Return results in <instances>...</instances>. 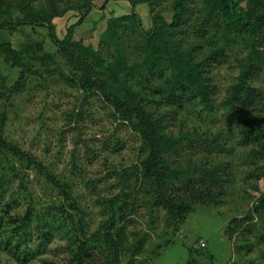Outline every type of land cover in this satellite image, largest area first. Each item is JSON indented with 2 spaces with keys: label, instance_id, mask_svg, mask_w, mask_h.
<instances>
[{
  "label": "rangeland",
  "instance_id": "1",
  "mask_svg": "<svg viewBox=\"0 0 264 264\" xmlns=\"http://www.w3.org/2000/svg\"><path fill=\"white\" fill-rule=\"evenodd\" d=\"M151 1L137 6L147 31L152 28L153 14L160 13L167 20L172 19L176 0ZM195 1L180 33L186 41L196 39L192 24L201 22L203 6L200 0ZM79 2L82 1L36 0L33 6L42 8L53 3L63 9L67 3L75 5ZM17 3L15 6H20L21 10L22 5ZM94 3L82 24L74 29L73 40L97 51L110 19L130 15L132 7L127 1H110L104 8L101 7L104 0H94ZM82 12L81 9L70 10L53 19L61 40L77 24ZM26 13L27 10H12L11 20L14 16L23 18ZM212 24L213 21L205 36L211 38L212 43L204 45V49H212L220 41L225 45L227 41V26L222 24L212 29ZM128 34L135 36L136 32L120 33L122 38ZM229 37L234 43L227 61L213 67V113H209L199 99L172 109L164 102L153 106L159 113L158 118L163 119L165 133L178 141V150L174 153L167 150L165 156L173 161L175 168L187 173L170 185L175 200L188 203L192 210L183 224H179L166 207L154 201L156 183L143 176L141 161L145 153L139 134L118 119L116 111L100 94L86 95L80 89L78 71L58 53L49 29L21 26L13 32L0 31V41H10L15 49L23 50L27 63L30 62L35 72L26 75L23 89L15 92L21 70L0 56V130H3V138L68 186L80 207V211L75 212L76 228L84 238L92 239L94 233L105 232L106 226L114 222L119 232H114V236L117 239L118 234L124 237L126 250L142 241L143 256L140 253L133 258L130 254L126 256L125 251L127 264H139L143 258L145 261L153 258V264H188L192 258L195 264H264V219L253 212L264 194V148L263 145L245 144L241 139V131L254 116V111L228 120L223 107L249 48L244 41L245 35L230 29ZM105 52L106 49H102L104 57L112 60L114 52L110 55ZM45 54H51L55 61L48 57L44 60L34 58ZM263 83L258 84L262 86ZM204 135L213 138L216 145H207L209 142L204 140ZM3 160L0 161V180L4 179L3 191L0 189V221L3 223L0 235L3 237L12 228L11 222L23 216L33 204L36 218L29 246L31 253L39 252L26 264H42L45 260L69 264V258L77 252L79 244L76 240L71 241L67 234L75 228L71 226L70 218L58 211L61 199H57L56 187L48 180V175L28 159L22 163L15 158ZM188 176H191L192 184L188 183ZM44 218L52 220L44 227H48L53 235H49L51 242L39 249L42 243L36 239V226ZM237 219L247 223L231 239L229 232ZM248 228L252 230L251 234L246 232ZM239 238L241 241L237 243ZM197 241L198 245L205 243L209 248L214 257L212 261L190 255V249L198 247ZM1 242L0 237L2 263L20 264L2 249ZM104 247L94 245L88 258L103 264L101 248Z\"/></svg>",
  "mask_w": 264,
  "mask_h": 264
},
{
  "label": "trees",
  "instance_id": "2",
  "mask_svg": "<svg viewBox=\"0 0 264 264\" xmlns=\"http://www.w3.org/2000/svg\"><path fill=\"white\" fill-rule=\"evenodd\" d=\"M81 1L75 5L67 3L62 9L53 3L36 8L33 6L36 0H0V31L13 32L21 26H45L49 29L51 41L59 49L58 53L63 56L69 66L78 71L80 89L86 95L100 94L116 111L118 119L139 134L142 152L145 153L141 161L143 176L156 183L154 201L166 207L169 213L176 217L178 223L183 224L192 210L188 203L175 200V195L170 192V185L182 176H186L187 173L185 170L180 171L175 168L173 161L165 156L167 150L171 153L178 150V141L165 133L163 119L158 118L159 113L155 112L153 106L164 102L172 109L174 106L182 107L186 101L199 99L207 111L213 113V96L215 95L213 67L227 61L230 46L232 42L234 43L229 37V31L232 29L246 36L244 41L249 49L247 56L241 62V70L236 82L228 90L223 107L228 120L254 111V116L246 122L245 128L241 131V139L245 144L263 145L264 148V85L258 84L264 82V50H262L264 0H200L203 12L200 13V24H192L194 36H196V39L192 41H186L180 33L183 31L182 26L187 23L188 11L192 9L195 0H176L170 21L160 13L153 14L150 31L145 30L137 6L142 3H152L151 0H104V5L101 6L103 8L110 1H127L132 7V12L130 15L110 19L102 37L100 50L97 51L91 46L73 40L74 29L82 24L84 18L95 6L94 0ZM17 2L22 5L21 10H19L20 6H15L14 3ZM244 2L245 5H243ZM23 9L28 11L23 18L14 16L11 20L12 10L24 12ZM80 9L83 12L77 24L72 26L65 39L61 40L57 35L53 19L63 16L70 10L80 11ZM212 21V29L222 24L227 26V41L225 45H222L220 41L219 45L215 44L212 49L211 47L204 49V45L212 43L211 38L205 37L209 33ZM128 30L136 32V35L128 34L122 38L120 33ZM102 49H106L105 55L114 52L112 60L104 57L101 53ZM45 55L34 58L44 60L48 57L55 61L51 54ZM0 56H3L14 68L21 70L20 78L14 87L15 92L21 91L26 75L35 73L30 67V62L27 63L23 50L15 49L10 41H0ZM166 114L162 118H165ZM2 126L4 124H1ZM209 138L204 135V140L209 142L207 145L215 146L216 142L213 138ZM252 152L254 153V150ZM3 158L7 161L15 158L21 163L28 159L29 163L39 166L56 187L57 199H61L58 202V211L61 215L69 217L71 226L75 228L67 234L71 241L76 240L79 244L77 252L69 258V264H93L92 258H88V255L94 251L91 248L96 244L105 246L101 248L104 254V259H101L104 261L103 264H127L124 260L125 251L126 256L130 254L133 258L140 253V256H143L141 240L136 242L132 249L126 250L124 237L118 234L117 239L114 236V232L119 233L114 222L106 226V229L104 228L105 232L94 233L92 239L84 238L76 228L78 221L75 212H79L80 207L68 191V186L49 174L48 170L43 169L41 164H37L33 157L25 154L17 146L7 143L1 129L0 161ZM188 177V183L192 184L191 176ZM3 188L4 179L0 180L2 191ZM202 194L201 191L198 197L201 198ZM253 212L260 219H264V194L257 201ZM35 218V206L30 204L23 216L11 222L12 228L3 237L0 235L2 249L17 263L26 264L36 255V252H39L31 253L29 246ZM248 218L252 219L249 216ZM51 221L50 218H44L36 226V239L42 243L39 249L51 242L49 235L53 233H49L48 227H44ZM244 223L247 222L239 219L233 221V228L229 232L231 239L239 230L241 231ZM2 228L3 223L0 221V229ZM246 232L251 234L252 230L248 228ZM241 238L237 243H240ZM198 244L199 241H197ZM243 247L244 245L241 246ZM208 249L205 243L200 244L196 249H190V255L196 254L212 261L214 257ZM142 262L153 264V258L149 261L143 258L140 263ZM0 264H3L1 260ZM42 264L64 263L45 260ZM188 264H195L193 258Z\"/></svg>",
  "mask_w": 264,
  "mask_h": 264
},
{
  "label": "water",
  "instance_id": "3",
  "mask_svg": "<svg viewBox=\"0 0 264 264\" xmlns=\"http://www.w3.org/2000/svg\"><path fill=\"white\" fill-rule=\"evenodd\" d=\"M181 236H184V234H182Z\"/></svg>",
  "mask_w": 264,
  "mask_h": 264
}]
</instances>
